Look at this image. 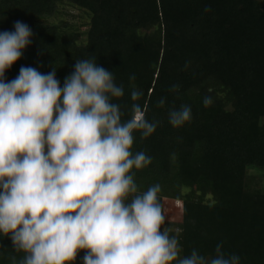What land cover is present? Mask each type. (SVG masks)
I'll list each match as a JSON object with an SVG mask.
<instances>
[{
  "label": "trees",
  "instance_id": "1",
  "mask_svg": "<svg viewBox=\"0 0 264 264\" xmlns=\"http://www.w3.org/2000/svg\"><path fill=\"white\" fill-rule=\"evenodd\" d=\"M64 5L88 14L84 42L62 31L66 24H45ZM17 21L31 29V43L5 82L32 67L55 69L63 87L75 62L89 59L123 87L112 101L122 121L133 103L146 107L157 127L147 138L133 133L132 151L151 157L134 180L139 192L160 186L163 210L167 199L178 203L179 222L168 232L181 257L194 249L210 257L220 244L240 264H264V0H0V32ZM133 89L143 93L139 101ZM182 105L191 121L173 128L168 112ZM23 255L0 236V264Z\"/></svg>",
  "mask_w": 264,
  "mask_h": 264
},
{
  "label": "clouds",
  "instance_id": "2",
  "mask_svg": "<svg viewBox=\"0 0 264 264\" xmlns=\"http://www.w3.org/2000/svg\"><path fill=\"white\" fill-rule=\"evenodd\" d=\"M13 28L0 32V236L24 253L18 264H73L81 251L83 264H240L220 244L210 257L195 249L180 256L178 239L163 227L160 186L139 192L134 180L133 170L150 165L151 157L132 151L133 133L147 138L157 124L139 103L122 121L112 101L124 89L112 72L83 59L63 87L55 69L42 74L32 67L5 82L32 37L20 21ZM142 95L130 93L132 101ZM191 118L188 105L168 112L173 128Z\"/></svg>",
  "mask_w": 264,
  "mask_h": 264
},
{
  "label": "rangeland",
  "instance_id": "3",
  "mask_svg": "<svg viewBox=\"0 0 264 264\" xmlns=\"http://www.w3.org/2000/svg\"><path fill=\"white\" fill-rule=\"evenodd\" d=\"M263 1V0H259ZM59 17L49 19L45 24L58 25L60 23L66 24V27H62L64 32H77L82 37V42L85 41V32L89 26V16L87 13L80 10L71 8L69 6L59 7ZM264 187V186H263ZM178 203L173 200H165L164 202V215L166 217L167 230H172L173 225L179 222L180 213H178Z\"/></svg>",
  "mask_w": 264,
  "mask_h": 264
}]
</instances>
